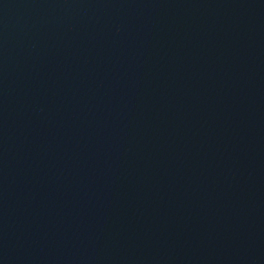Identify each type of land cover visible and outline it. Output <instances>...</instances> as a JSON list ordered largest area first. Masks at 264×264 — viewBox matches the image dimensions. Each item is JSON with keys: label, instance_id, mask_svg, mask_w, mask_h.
<instances>
[{"label": "water", "instance_id": "water-1", "mask_svg": "<svg viewBox=\"0 0 264 264\" xmlns=\"http://www.w3.org/2000/svg\"><path fill=\"white\" fill-rule=\"evenodd\" d=\"M0 264H264V0H0Z\"/></svg>", "mask_w": 264, "mask_h": 264}]
</instances>
